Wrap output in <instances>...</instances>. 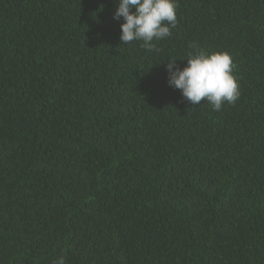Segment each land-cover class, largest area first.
Wrapping results in <instances>:
<instances>
[{"label":"trees","instance_id":"1","mask_svg":"<svg viewBox=\"0 0 264 264\" xmlns=\"http://www.w3.org/2000/svg\"><path fill=\"white\" fill-rule=\"evenodd\" d=\"M147 51L118 0H0V264H264V0H178ZM228 52L214 111L169 61Z\"/></svg>","mask_w":264,"mask_h":264},{"label":"clouds","instance_id":"2","mask_svg":"<svg viewBox=\"0 0 264 264\" xmlns=\"http://www.w3.org/2000/svg\"><path fill=\"white\" fill-rule=\"evenodd\" d=\"M178 0H118L113 19L119 21L122 44L142 41L147 51L156 50V43L172 35L177 27ZM176 61V60H175ZM175 61L166 65L168 83L182 91V96L192 104L206 99L214 111H220L225 103L234 104L240 96L235 76L236 65L228 52L189 53L187 65L179 68ZM53 264H65L63 256Z\"/></svg>","mask_w":264,"mask_h":264}]
</instances>
